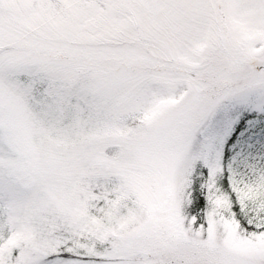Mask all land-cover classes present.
Segmentation results:
<instances>
[{
	"label": "snow or ice",
	"instance_id": "1",
	"mask_svg": "<svg viewBox=\"0 0 264 264\" xmlns=\"http://www.w3.org/2000/svg\"><path fill=\"white\" fill-rule=\"evenodd\" d=\"M0 264H264V0H0Z\"/></svg>",
	"mask_w": 264,
	"mask_h": 264
}]
</instances>
